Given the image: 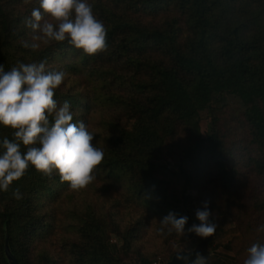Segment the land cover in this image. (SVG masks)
I'll return each mask as SVG.
<instances>
[{
    "label": "trees",
    "instance_id": "obj_1",
    "mask_svg": "<svg viewBox=\"0 0 264 264\" xmlns=\"http://www.w3.org/2000/svg\"><path fill=\"white\" fill-rule=\"evenodd\" d=\"M89 3L107 30V49L94 56L67 41L35 52L23 48L20 40L29 30L22 21L39 6L38 0H0V65L8 71L18 62L47 60L51 70L65 72L54 99L58 106L70 102L74 122L84 120L95 134L94 145L104 149L96 174L110 182L126 175L135 200H143L159 217L169 211L183 215L191 199L187 191L194 184L201 192L212 191V212L228 213L229 220L208 245L240 239L243 228L254 229L255 220L264 225V0ZM227 97L240 104L237 137L229 144L227 135L216 129V113ZM203 112L212 116L205 137L200 129ZM49 121L54 122L51 116ZM12 132L0 125V142L13 139ZM181 133L192 139L181 158L188 171L159 170L154 157ZM21 150H26L22 144ZM16 188L23 194L20 200L13 198ZM68 189L58 173L49 178L30 166L9 191L0 190V203L6 202L0 210V264H11L6 245L19 264H29L30 248L61 224L57 204ZM90 210L79 226L96 236L81 250L74 247L78 261L115 264L117 247L103 238L104 230L99 232ZM62 215L69 220L68 211ZM260 234L247 248L264 243ZM207 242L197 249L207 248ZM141 264L151 263L144 258ZM207 264L225 263L213 256Z\"/></svg>",
    "mask_w": 264,
    "mask_h": 264
},
{
    "label": "clouds",
    "instance_id": "obj_2",
    "mask_svg": "<svg viewBox=\"0 0 264 264\" xmlns=\"http://www.w3.org/2000/svg\"><path fill=\"white\" fill-rule=\"evenodd\" d=\"M22 21L29 31L20 44L38 51L42 46L65 42L85 55L94 56L107 49V30L93 11L89 0H38ZM66 73L54 71L47 60L21 63L6 71L0 65V125L12 129L13 139L0 142V190L9 191L33 166L37 172L52 178L58 173L61 182H68L73 190L88 186L96 177L94 170L104 160V149L93 143L95 134L84 120L74 122L75 113L70 102L58 106L55 90L65 80ZM54 122L50 123L49 117ZM21 144L25 147L22 152ZM13 198L20 200L19 188ZM199 224L185 230L188 217L169 211L159 219L161 231L175 232L181 237L194 233L200 238L212 237L218 228L209 202L195 212ZM264 231V225L258 229ZM193 250L177 253L183 264H207V257ZM187 253L182 254V253ZM243 264H264V243H253L246 250Z\"/></svg>",
    "mask_w": 264,
    "mask_h": 264
},
{
    "label": "rangeland",
    "instance_id": "obj_3",
    "mask_svg": "<svg viewBox=\"0 0 264 264\" xmlns=\"http://www.w3.org/2000/svg\"><path fill=\"white\" fill-rule=\"evenodd\" d=\"M67 85L70 86L71 82ZM239 113L240 104L233 97H227L216 113L218 119L216 129L223 136L227 135L228 144L231 142V137H237L238 123L235 118ZM211 117L206 112L201 114L200 129L203 137L210 127ZM94 124L91 128L92 131H95L97 127ZM191 141L188 133H181V136L168 142L166 149L154 157L155 166L161 171L171 173H178L182 167L188 171V166L181 162V158L182 152L190 146ZM93 175L96 179L84 188L73 190L69 186L57 204L61 224H57L54 234L46 237L44 242L35 248H30L26 256L29 264H48L47 260L49 259L44 258L46 255L48 258H53L54 264H81L82 262L78 261V254L74 252V247L77 249L79 246V250H81L82 245L89 243L90 239L96 236L81 232L79 226L80 219L91 213L90 209L93 210L94 219L99 222L96 224L99 225V232L104 230L103 238L108 239L117 247L115 264H141L144 258L151 264H166L174 254L183 252L185 249L195 251L205 240L208 241L207 252L203 256L208 260L213 256H218L225 264H243L249 246L248 241L255 237H261L260 233L264 235V231H258L261 227L260 220H255L254 224L260 226L257 227L253 224V230L243 228L246 230H244V234H240V239L231 238L230 241L221 239L218 243L208 245L209 241L220 231L224 222L229 220L226 212H213V218L218 228L212 237L200 238L194 233L185 237H181L175 232L169 234L167 229L161 231L159 219L162 217L151 212L153 208L145 204L143 200H135L129 188L130 183L126 182L129 179L126 178V175L123 179L122 177L117 178V182L106 180L104 175L98 176L95 170ZM207 176L209 175L207 174ZM204 190L201 192L193 184L187 191V195L191 199L187 211L183 214L188 217L186 231L193 224H199L195 212L203 206V202L213 201L211 199L212 191ZM217 198L218 195H215V199ZM2 203H0V210L2 205L6 204V202ZM62 211H68L69 220L64 219ZM133 229L137 231L132 232ZM128 232H132V235H128ZM226 245L229 249L225 248ZM42 252L44 253L41 254Z\"/></svg>",
    "mask_w": 264,
    "mask_h": 264
},
{
    "label": "water",
    "instance_id": "obj_4",
    "mask_svg": "<svg viewBox=\"0 0 264 264\" xmlns=\"http://www.w3.org/2000/svg\"><path fill=\"white\" fill-rule=\"evenodd\" d=\"M197 252L200 253L201 255H204L206 253V246H203L201 250L196 249L195 251H192V255L189 257L190 261L196 258V253ZM5 254H6V257L10 261L11 264H19L17 262V260L14 258V256L10 253L7 245L5 246ZM182 254L186 255L187 253L185 252V253H182ZM176 255L177 254H175L171 258V260H169L166 264H183V261H180V260L176 259V257H175Z\"/></svg>",
    "mask_w": 264,
    "mask_h": 264
},
{
    "label": "built area",
    "instance_id": "obj_5",
    "mask_svg": "<svg viewBox=\"0 0 264 264\" xmlns=\"http://www.w3.org/2000/svg\"><path fill=\"white\" fill-rule=\"evenodd\" d=\"M153 264H160V263H153Z\"/></svg>",
    "mask_w": 264,
    "mask_h": 264
}]
</instances>
